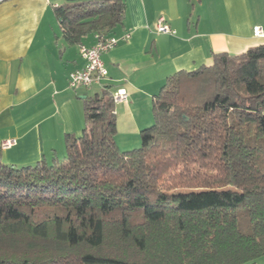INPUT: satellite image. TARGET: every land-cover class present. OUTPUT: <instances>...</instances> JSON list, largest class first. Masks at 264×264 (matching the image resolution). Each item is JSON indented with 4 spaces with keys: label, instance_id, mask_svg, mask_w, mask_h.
Returning a JSON list of instances; mask_svg holds the SVG:
<instances>
[{
    "label": "trees",
    "instance_id": "16d2710c",
    "mask_svg": "<svg viewBox=\"0 0 264 264\" xmlns=\"http://www.w3.org/2000/svg\"><path fill=\"white\" fill-rule=\"evenodd\" d=\"M126 0H66L67 43L112 36ZM179 70L121 150L113 95L84 99L66 158H0V264H256L264 256V44ZM248 216L251 233L239 225Z\"/></svg>",
    "mask_w": 264,
    "mask_h": 264
},
{
    "label": "crops",
    "instance_id": "0c3cea01",
    "mask_svg": "<svg viewBox=\"0 0 264 264\" xmlns=\"http://www.w3.org/2000/svg\"><path fill=\"white\" fill-rule=\"evenodd\" d=\"M65 2H0V158L7 163L52 161L67 133H82L84 99L121 88L129 97L115 103V139L123 151L135 148L154 123L153 97L169 76L210 65L214 53L238 55L264 44L252 30H264V0H126V19L113 34L120 40L102 55L108 77L71 89L68 75L85 66L81 45L97 38L66 42L55 12ZM161 17L176 34L158 32ZM7 139L16 144L3 148Z\"/></svg>",
    "mask_w": 264,
    "mask_h": 264
},
{
    "label": "built area",
    "instance_id": "2783aa9c",
    "mask_svg": "<svg viewBox=\"0 0 264 264\" xmlns=\"http://www.w3.org/2000/svg\"><path fill=\"white\" fill-rule=\"evenodd\" d=\"M2 1L3 0H0V2ZM157 30L160 33L176 34V30H173L164 17L159 19ZM252 30H254L255 36L264 37V30L261 26H255ZM129 37L130 35L127 33L123 36L125 39H128ZM96 38V44L92 46L81 45L79 49L83 60H85V66L84 68L75 70L68 75L71 89L102 84V82L108 77L109 71L105 63L102 61V55L109 51V49H112V47H115L120 38L115 35L109 36L106 39H102L100 36L96 35ZM128 97V92L121 88L113 95V100L117 103L124 100L127 101ZM15 142V139H7L1 144L2 147L6 149L16 144Z\"/></svg>",
    "mask_w": 264,
    "mask_h": 264
},
{
    "label": "rangeland",
    "instance_id": "374dc122",
    "mask_svg": "<svg viewBox=\"0 0 264 264\" xmlns=\"http://www.w3.org/2000/svg\"><path fill=\"white\" fill-rule=\"evenodd\" d=\"M140 144H141V140L137 143V147H138V145L140 146ZM65 153H66V150L64 147V149L62 150V153L61 152L58 153L59 159L64 160L66 158ZM50 160H52V159H50ZM248 221H249L248 216L245 214L244 211L241 210L240 214H239V225H240L241 230L244 231L246 234L252 232L251 227L247 224ZM255 263L256 264H264V256L257 258Z\"/></svg>",
    "mask_w": 264,
    "mask_h": 264
}]
</instances>
